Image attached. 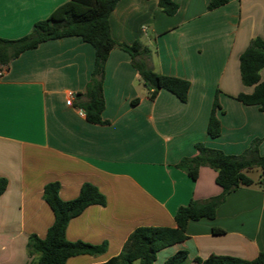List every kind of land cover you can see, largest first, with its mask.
<instances>
[{
  "label": "crops",
  "instance_id": "obj_1",
  "mask_svg": "<svg viewBox=\"0 0 264 264\" xmlns=\"http://www.w3.org/2000/svg\"><path fill=\"white\" fill-rule=\"evenodd\" d=\"M68 1L0 0V37L29 34ZM173 1L179 9L168 15L158 0H120L109 22L116 41L140 39L151 49L147 62L154 71L190 81L185 102L166 89L150 98L130 54L116 47L105 63V122L89 121L79 109L95 49L79 36L44 41L0 63V178L7 180L0 195V264H37L28 242L31 234L44 238L54 222L43 198L49 182L61 184L63 200L76 198L86 182L106 196L105 205H89L66 230L70 241L107 246L66 264H96L120 254L137 227H176L181 206L221 194L214 168L201 166L193 179L178 166L197 154V143L240 155L259 138L264 155V111L237 99L254 89L242 82L240 56L253 38H264V0H229L214 9L211 0ZM260 74L264 80V68ZM217 93L222 129L211 137L207 126ZM260 179L230 192L214 219L189 221L187 239L158 251L154 264L181 250L188 254L181 264L212 254L257 257L264 251Z\"/></svg>",
  "mask_w": 264,
  "mask_h": 264
},
{
  "label": "trees",
  "instance_id": "obj_2",
  "mask_svg": "<svg viewBox=\"0 0 264 264\" xmlns=\"http://www.w3.org/2000/svg\"><path fill=\"white\" fill-rule=\"evenodd\" d=\"M120 0H70L57 8L48 18L35 22L32 31L17 39L0 37V63H8L22 52L37 47L40 43L67 36H79L95 49V63L92 77L85 96L87 100L82 108L89 121L105 122L102 112L105 108L103 81L105 63L112 49L119 47L127 51L133 65L140 73L144 84L149 89L150 98H155L160 89H166L185 102L190 89V81L178 76L165 75L154 71L147 62L151 49L140 39L131 44L116 41L111 35L109 17ZM229 0H211L208 8H217ZM159 6L168 15L175 14L179 4L173 0H158ZM264 68V38L256 36L240 56L241 79L244 85L253 86L251 93H240L237 99L247 105H258L264 111V80L261 70ZM221 109L218 93L215 95L207 131L211 137L221 134V121L218 110ZM260 139L253 140L251 145L240 155L227 154L220 149L210 148L197 143V154L183 158L178 166L197 179L201 166H210L217 171L216 182L222 187L220 195L206 201H190L181 206L175 219L176 227L140 226L132 231L122 251L109 260L96 264H154L157 252L161 249L187 239V225L191 220L201 218L214 219L217 208L226 196L241 186L255 183L251 172L260 168L264 174V155L259 152ZM263 179L259 183H263ZM7 180L0 178V195L5 190ZM61 184L49 182L43 190V198L54 213V222L47 234L41 238L31 234L28 242L30 255L38 254L37 264H66L68 258L82 254H99L106 250V243L90 244L84 241H70L66 230L69 221L81 214L92 204L105 205L106 196L97 186L86 182L79 195L70 200L60 197ZM215 233H223L214 228ZM187 251L181 250L169 257L164 264H181L187 257ZM198 264H264V251L254 259H244L231 255L212 254L206 259L196 257Z\"/></svg>",
  "mask_w": 264,
  "mask_h": 264
},
{
  "label": "rangeland",
  "instance_id": "obj_3",
  "mask_svg": "<svg viewBox=\"0 0 264 264\" xmlns=\"http://www.w3.org/2000/svg\"><path fill=\"white\" fill-rule=\"evenodd\" d=\"M251 176L255 179H259L260 177L264 179V174L262 173L260 168H256L254 171H252Z\"/></svg>",
  "mask_w": 264,
  "mask_h": 264
},
{
  "label": "built area",
  "instance_id": "obj_4",
  "mask_svg": "<svg viewBox=\"0 0 264 264\" xmlns=\"http://www.w3.org/2000/svg\"><path fill=\"white\" fill-rule=\"evenodd\" d=\"M67 103L69 105H72L73 104V95H71V97L67 100ZM79 111L82 113V114H85L84 110L83 109H79Z\"/></svg>",
  "mask_w": 264,
  "mask_h": 264
}]
</instances>
